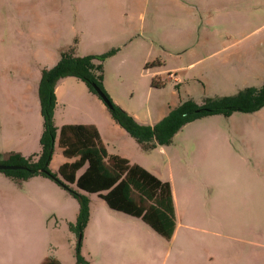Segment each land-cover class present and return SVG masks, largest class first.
I'll return each instance as SVG.
<instances>
[{"label":"rangeland","instance_id":"rangeland-1","mask_svg":"<svg viewBox=\"0 0 264 264\" xmlns=\"http://www.w3.org/2000/svg\"><path fill=\"white\" fill-rule=\"evenodd\" d=\"M65 47H73L78 56L112 51L102 60L104 90L125 111L152 123L187 98L200 104L205 97L260 86L264 0H0V160L10 152L38 154L40 71L52 66ZM169 71L175 79L167 76ZM151 79L162 85H152ZM98 99L81 80L66 78L55 99L54 126L98 122L108 152L125 153L150 170L156 166L159 178L190 191V203L177 197V209L179 220L191 227L181 226L176 240H166L139 218L108 208L97 193L68 184L87 198L88 221L78 236L69 228L78 204L66 188L41 174L16 181L0 172L20 190L16 206L0 205L2 226L15 216L19 233L12 241L3 228V264H39L44 257L59 264H130L146 260L151 249L154 264H264V105L251 113L211 114L187 122L165 146L168 176L165 154L141 148L125 131L105 129L102 114L110 115L106 108L100 112ZM197 134L216 135L204 155L212 168L224 158L226 176L183 170L190 166L189 152L203 150L193 138ZM175 157L180 168L172 162ZM69 160L55 137L47 168L56 173ZM224 183L227 193H235L232 205H223L225 198L213 199ZM247 194L254 201L238 205L235 198ZM146 229L167 246L165 257ZM209 230L238 239L213 236ZM76 246L83 262L76 260Z\"/></svg>","mask_w":264,"mask_h":264},{"label":"trees","instance_id":"trees-1","mask_svg":"<svg viewBox=\"0 0 264 264\" xmlns=\"http://www.w3.org/2000/svg\"><path fill=\"white\" fill-rule=\"evenodd\" d=\"M112 53L103 55H75L73 47L59 50L57 61L40 71L36 94L41 120L38 154L23 157L17 152L3 155L0 164H14L21 169L0 170L7 177L21 181L32 175L41 174L53 179L66 188L76 199L78 211L70 230L80 236L88 219L87 198L72 190L68 184H74L81 191L97 193L110 209L139 218L159 236L169 240L175 227V213L170 185L126 158L107 153L94 125L87 123H66L58 128L52 121L55 105L54 88L65 77L81 80L87 89L95 93L93 85L107 97L105 105L112 120L127 134L132 136L143 149L156 145H168L173 135L187 122L206 115L221 114L228 116L232 112L251 113L264 105V80L259 87H245L232 95L205 97L200 104L187 98L153 124L137 122L118 104L112 101L102 85V60ZM147 63L145 64V67ZM152 85H162L151 79ZM101 100V99H100ZM57 139L64 161L57 166L56 173L49 171L47 164ZM83 170L77 175V171ZM76 260L83 262L76 246ZM39 264H59L52 257H44Z\"/></svg>","mask_w":264,"mask_h":264},{"label":"crops","instance_id":"crops-1","mask_svg":"<svg viewBox=\"0 0 264 264\" xmlns=\"http://www.w3.org/2000/svg\"><path fill=\"white\" fill-rule=\"evenodd\" d=\"M156 72H158V71H156ZM156 72H153L154 75L156 74ZM171 74H172V71L167 72V76L169 78L175 79ZM66 78H68V77L62 78L56 83L55 88H54L55 99L57 98V94H58V92L60 90L62 82ZM112 99L114 101H117L115 98H112ZM99 100L100 99H98V102H101L100 103L101 105H99L100 112H104L103 108H106V107H105L104 103L101 100L100 101ZM37 103H38V100H37ZM97 104H99V103H97ZM102 115L105 116L104 117L105 129H107V130L109 129L111 131H115L117 133L124 134L123 133L124 130L119 125H117L111 119V117L109 118V117H107V115H104V114H102ZM130 115H132L137 122L144 123V124H153L154 123V122L146 123L144 121H140L136 117L135 114H130ZM188 123H190V122H188ZM188 123L184 124L182 127L186 126ZM87 124H92V125L95 126V128H96V130L98 132L99 138H100V140H101V142L103 144V140H102L103 135H102V132H101V129H100V124H98V122H95V121L87 122ZM175 134H177V132ZM193 138L196 141V143H199L200 145H202L203 150L198 152V153L194 152L195 153L194 155L190 154L191 152H189L190 155L188 154V159L190 160V166H188L186 168H183V170H186L187 172H202L204 174L219 171L220 173H222L223 175L226 176V174H224V172H225V168H226L227 162L225 163L224 158H222L221 161H220V167H218L217 163L215 162V167L212 168L211 159L210 158L207 159L205 157V155H204V148H205V151H208L210 148L213 147L214 141L218 140L216 138V135H213V134H206V135L205 134H203V135L197 134ZM253 140H254V138H253ZM165 146L166 145H163V146L156 145L153 148H155L159 153L166 155V163H167V168L166 169H167L168 176H169V174L172 172L171 168H170L171 162H170V157L167 154V150L165 149ZM106 151H107V149H106ZM202 152H203V154H202ZM107 153L113 154V153H110L108 151H107ZM116 155L126 158L130 163L138 164L139 166H141L142 168H144L145 170H147L148 172L153 174L159 180L166 181V180H162L161 178H159V176H157V174H160V171L158 170V168L156 166H152V168H151L152 170H150L149 168H147L146 166H144L141 163L131 162V160L128 158V156L125 153L116 154ZM172 157H174V155H172ZM69 161H71V159ZM172 162H173L174 166H176V167L178 166L180 168V166H179L180 162L178 163L176 157H175L174 161L172 160ZM169 185H170L171 196H172L173 206H174V213H175V227H174L173 233H172V235H171V237L169 239V241H172V240H176V238L178 237L177 233H178V230H179V228L181 226H187L189 228L191 227V226H188L187 224L182 223V220H179V212H178V209H177V197L178 198L183 197L184 199H188L186 203H190V191L187 190L184 187H182L180 189L179 188H175L171 183H169ZM227 185H228V183H224L219 188L218 191L214 192V196H213V199L219 198V199L222 200L223 198H225L226 199L225 200V204H223V205H226V206L227 205H232V203H234L233 202V196L235 195V193H227V189H228ZM45 186L50 188V184L49 183H45ZM23 191H24V193L27 192L26 189H23ZM35 191L42 198L41 194H39V192H37L38 190L36 188H35ZM217 192H219V197H217ZM232 192H234V189H232ZM19 194H20L19 188L14 183H10V181L5 179V177H3V175H0V205H2L4 203H7V205H9L11 207L16 206L17 203H18ZM212 195H213V191L210 192V198H212ZM29 196L33 197V195H31V194ZM243 198H244L243 195H240L239 197L235 198L238 205H239V203L240 204L241 203H251L252 201H254V198H253L252 194L251 195L247 194L246 198L245 199H243ZM30 199H32V198H30ZM15 219H17V217L9 216V220L6 219L7 222L5 221V223H6L5 227L2 226L3 222L1 223V221H0V237H2L5 234L4 230H6V233L8 234L10 239L12 241L16 240V237H18L19 233L17 232V229H14L16 227V226H14V222L16 221ZM8 221H9V223H8ZM131 224H135L136 225V223H134L133 221H131ZM3 228H6V229L3 230ZM143 230H145L144 227H143ZM147 230L148 229H146V231H145V235H147V237H149V239L152 240V242H153L155 247L158 246V248H160L161 255H163V257H165L167 252H168L167 246H165L159 239H156V237H154V235H151L152 233H148ZM208 233L213 235V236H223L224 238H236V237H231L229 235H224V234L222 235V234H220L218 232L211 231V230H209ZM219 238H222V237H219ZM236 239H238V238H236ZM246 242L250 244V241L246 240ZM14 243H17V242H14ZM131 247L133 249H136L135 246H131ZM151 250H148L146 252V254L148 256L146 260L136 259V260H132L129 263L130 264H154V262L150 258V254H149L151 252ZM248 253L250 255H253L252 249H248ZM0 264H3L2 255L1 254H0Z\"/></svg>","mask_w":264,"mask_h":264},{"label":"water","instance_id":"water-1","mask_svg":"<svg viewBox=\"0 0 264 264\" xmlns=\"http://www.w3.org/2000/svg\"><path fill=\"white\" fill-rule=\"evenodd\" d=\"M93 89L95 91V93L100 97L101 101L105 104V105H109V101L107 99V97L99 90V88L95 85H93ZM22 166L20 165H14V164H0V170H15V169H21Z\"/></svg>","mask_w":264,"mask_h":264}]
</instances>
